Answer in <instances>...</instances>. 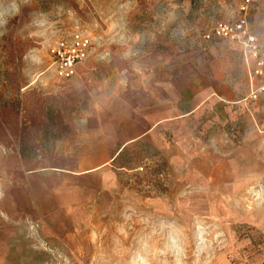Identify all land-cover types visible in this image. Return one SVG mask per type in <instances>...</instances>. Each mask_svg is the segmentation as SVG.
<instances>
[{"label":"rangeland","instance_id":"obj_1","mask_svg":"<svg viewBox=\"0 0 264 264\" xmlns=\"http://www.w3.org/2000/svg\"><path fill=\"white\" fill-rule=\"evenodd\" d=\"M243 1L0 0V264L264 259V92L251 99L260 80L239 44L204 39L242 17L264 60V0L242 13ZM74 33L93 50L69 113L96 118L123 102L156 124L93 172L38 165L70 131L51 94L67 82L47 69L49 47ZM28 105L48 110L47 151L18 153L5 132Z\"/></svg>","mask_w":264,"mask_h":264},{"label":"crops","instance_id":"obj_2","mask_svg":"<svg viewBox=\"0 0 264 264\" xmlns=\"http://www.w3.org/2000/svg\"><path fill=\"white\" fill-rule=\"evenodd\" d=\"M92 50L93 48L90 50V55ZM89 67L88 61H85L76 67L75 75L71 79L64 81L56 79L51 70L49 68L47 69L56 82H67L62 86L63 88L58 86L54 87L51 94L53 95L52 100L55 99L56 102L58 100V105L64 108V110L57 112L55 118L69 119L67 121L68 126H70V131L66 134L67 137H60L53 141L50 155L44 157L43 160L38 158V165L43 167H56L58 160L65 162L73 160L75 167L77 166L85 172H93L108 164V161L110 162V153L116 148L122 144L136 143L156 126L154 117L151 122L150 118L147 119L148 117L144 113L141 114L139 110L136 112L132 111L131 113L126 112L124 105H122L123 102L118 106L107 105L106 113L96 118H93V114L90 116L87 111H72L69 113L68 109L81 103L80 95L75 92L78 87L82 86L81 83L87 82L85 80L83 81L82 77L86 75L85 72L91 70ZM66 89L68 90L65 91ZM69 89L72 92L69 93ZM34 93L29 92V95L39 97V90ZM86 105L89 106V104ZM43 109L40 110L39 107L30 108L28 105L19 118L14 113L6 118L5 132L8 135L14 136L18 153L22 152L23 154L25 150L47 151L44 145H42L45 142L42 139V133L48 125L50 116L48 110H46V106ZM93 119L96 121L93 122ZM78 123L81 126V130L79 131L73 128V126L77 127L79 125ZM62 124L57 123L53 126V133L61 135L63 132ZM72 136L75 137L72 138ZM79 141L83 142L84 147L74 146ZM81 151L83 152L81 153ZM19 155L20 157L23 156L21 153ZM247 264H264V259L257 256Z\"/></svg>","mask_w":264,"mask_h":264},{"label":"built area","instance_id":"obj_3","mask_svg":"<svg viewBox=\"0 0 264 264\" xmlns=\"http://www.w3.org/2000/svg\"><path fill=\"white\" fill-rule=\"evenodd\" d=\"M249 0H244L240 12L247 9ZM228 40L242 48L245 62H251L252 77L258 78V87L251 92V99H256L264 92V60L256 36L250 32L247 22L240 17L234 22L218 21L204 34V39ZM92 41L89 36L74 33L69 40H58L48 49V68L58 80H69L75 75L76 67L84 63L90 56ZM141 170V168H139Z\"/></svg>","mask_w":264,"mask_h":264}]
</instances>
